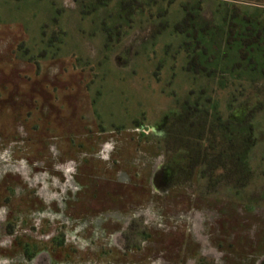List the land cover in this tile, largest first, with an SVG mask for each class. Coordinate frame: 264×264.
<instances>
[{
    "label": "rangeland",
    "instance_id": "1",
    "mask_svg": "<svg viewBox=\"0 0 264 264\" xmlns=\"http://www.w3.org/2000/svg\"><path fill=\"white\" fill-rule=\"evenodd\" d=\"M114 1L100 9L85 0L84 10L74 0H0V91L5 92L0 153L9 158L8 167L0 170V264H154L158 255L180 264L183 236L205 261L215 253L221 264L226 247L215 242L222 241L220 233H210L202 224L205 239L199 241L194 224L183 225L188 213L177 206L182 207L183 194H170V203L151 181L163 146L161 138L151 141L147 130H166L190 92L199 96L203 86L220 104L225 120L237 113L242 121L254 112L256 142L241 168L249 178H244L248 183L237 200L228 185L222 193L206 195L202 206L207 208L208 197L211 202L241 201L257 223L253 233L264 243L263 63L251 72L249 62H237L235 52L228 50L230 71H215L210 79L187 71L183 35L168 27L151 36L162 23L180 20L177 3L163 5L169 10L165 19L155 8L139 19L133 15L126 29L120 27L125 20ZM210 1L205 4L209 17L218 2L264 8V0ZM51 38L55 40L49 43ZM22 45L31 55L40 52L37 57L43 52L59 57L39 62L44 74L40 90L37 59L23 60ZM225 53L221 46L218 55ZM234 95L240 103L236 110L229 106ZM37 96L52 103L40 108L41 118L34 113L26 118L20 110L36 105ZM226 159L229 168L231 156ZM212 187L219 189L220 183ZM229 211L220 210L223 216L217 215L215 222L222 223L224 235L237 232L233 239L243 244L247 239L239 229L245 225L236 214L225 221ZM172 222L179 229L166 226ZM144 229L149 240L136 241L134 236ZM29 245L35 250L33 259ZM238 251L235 257L241 259Z\"/></svg>",
    "mask_w": 264,
    "mask_h": 264
},
{
    "label": "flooded vegetation",
    "instance_id": "2",
    "mask_svg": "<svg viewBox=\"0 0 264 264\" xmlns=\"http://www.w3.org/2000/svg\"><path fill=\"white\" fill-rule=\"evenodd\" d=\"M54 40L55 38H51L49 43H51V41H54ZM20 49H21V52L23 53V60H29V62H32L34 59H37L35 62V66L36 68H38V70L36 71L38 74H36L37 80L35 81L36 83H38L37 87L39 89L38 85L42 83L41 77L44 76L41 65H38L39 62L41 63L42 59H44V61L45 60H55L59 57L56 54L49 55L47 52H43L44 54L43 55L40 54L39 57L37 56L40 52L39 53L37 52V54L31 55V52L24 45H22ZM49 74L52 75V73H49ZM67 82L69 83V81ZM68 88L71 89V87H68ZM49 92L45 94L47 97L52 96V95H49ZM22 94L23 95L21 96L23 97L21 96L20 97L24 101L26 94L24 93ZM4 95H5V92L0 91V98H1L0 106L2 108H5V96ZM207 95L213 99L212 103H216V104L218 103L217 100H214L215 97L213 94L208 93ZM200 96L201 94H199V96H196L195 92L194 94H192V91H191L189 94V97L185 100V102H183L182 111L176 116V118H174V120L170 123L168 128L164 130L162 133L154 134L152 133V131L147 130V135H149V137L152 138L151 141H153V139L154 140L157 139V137L161 138L160 142L162 143V146H163L162 148L163 149V159L160 162H158L159 164L157 165V167L154 166V170L152 172V180H151L153 182L152 184L154 185V188H156L157 190L163 189V194L165 195V198L168 202L171 201L170 200L171 197L169 196H171L172 194H176V193L183 194L184 198H183L182 207L180 206V204H177V202H173L172 204L174 205L177 204L179 210L181 209V211L183 212L187 211L188 214L184 216L183 225H187L189 222H191V224H189V227H191L194 224L193 225V227L195 228L194 231H196L197 233L196 236L198 237L199 241L203 242L205 239L204 235H202L201 233V231H204L201 228L202 224H206V226L208 225L207 230H209L210 233L213 232L215 234L217 233L221 234V235L220 234H217V235L222 236L221 237L222 241H218L217 236H215L217 239L215 241L217 243V246L226 247L225 251L222 252L221 254L222 255L221 256L222 261H220L221 264H256L257 263L256 259L259 260L258 264H264V243L262 241V238L259 236V234L253 233L255 232L254 229L257 226L256 225L257 223L255 222V220L252 219L253 216L251 217L250 214L246 213L247 211H249L248 207L247 208L244 207V205L239 200L238 201H232V200L225 201V200H219L217 198H212L214 202H211L210 197H208L209 204L207 205V208H203L202 206L203 198H206L205 197L206 195H215V194H218L217 193L218 191L222 193L224 192V189H225L223 188V186L227 187L228 185L234 188L235 193L233 196L235 198L233 200H237V196L239 194L238 192L242 188H244L246 184L248 183L246 179L249 178V174H246V171L232 172L227 167H226L227 169L222 168V167L220 168L212 167L211 170L208 171L207 165L205 164L203 165V159L205 156L203 155L202 150H203V147H207V144L205 143L206 141H202L201 139H198V140L196 139V136L199 135L198 131H200V128H201L202 116L199 114L201 108L200 107L189 108L185 106L186 102H188L187 100H189V102L193 104H196V103L201 104L202 100ZM37 97H38L36 100L37 104L33 105L27 111L20 110L21 107L19 106L17 109L10 112V114H16V111L20 110L22 111V113L23 112L26 113L25 117L34 113L40 116L41 118V115L43 114L40 111V108L44 107L46 104L50 105L49 103H52V102H49L46 99L43 100L42 96H37ZM52 97L54 98V96ZM23 103L24 102H22L21 105H24ZM239 106L240 104L236 105L232 109L236 110L239 108ZM208 109L210 112L211 120H215L216 122L215 125L219 127L218 117H217V114H215L219 111V108L213 106ZM4 113H5V109L3 111V114ZM180 116L182 120H179ZM246 116L247 117L244 118L242 121L238 119L237 113L233 114L231 119L227 118L225 120L223 115H222V118L223 120L227 122L235 123L236 125H241L245 128L246 125H248L247 123L250 119V114ZM36 125H33L34 131H38V129H35ZM243 130L246 131L245 134L247 136L248 129L246 130L245 128ZM226 134H227V137L232 135L231 132H227ZM216 135H217V139L212 140V143H211L212 145H214V148H215L212 151V154H213L212 157L215 158L214 163L218 162L217 157L219 156L218 154L219 147H223L224 145L226 146L225 148H228V146L232 147V144L231 145L228 144L227 139H225L224 141L218 140L219 135L225 136V134H222V133L218 134L216 132ZM22 141L24 142L23 138H22ZM3 155L4 153H0V170L5 169V167L6 168L8 167V165H6L5 163L8 162L9 158L5 160V157ZM225 156L222 160L224 161L226 160L227 162V159H226L227 155ZM230 156L232 159V155ZM248 157H249V154L246 156V159ZM217 183H220V188L213 189L214 187L212 186L215 184L217 185ZM203 189L207 191V193H205ZM204 203H207V202H204ZM186 204H189V208L187 209L184 208ZM170 206L172 207V205ZM220 210H226V211L230 210L228 213H226L227 219L225 221L227 222H229V218L231 217V214H233V217L235 216V214L238 215V217H235L236 220L239 218L242 225H245L243 229H239L240 231H242V234L244 235H242L241 233L239 234L243 236V238L247 239V241L243 242V244H239L237 241H235L233 239V235L235 234L237 235V232L234 233V231L231 233H225V235L223 234L224 230L221 226L222 223L218 224L217 222H215V220L217 219V215H219L220 217L223 216ZM177 213L179 212L177 211ZM194 221H196V224L194 223ZM220 221L222 222L223 218ZM131 223H133V225L130 224L129 226H131L130 228L132 229L135 221H132ZM174 223L175 222H172L170 226L168 224L166 226L171 229H173L172 227L175 226L174 227L175 229L176 228L179 229L178 227L179 224L178 223L174 224ZM136 226L140 227V225L138 224ZM207 230L205 232H207ZM137 232L138 230H136V233ZM140 233L141 234L134 236L137 238L136 241L139 242L140 240V242H146L147 240H149L150 235L147 234V231L145 229L143 230V232L141 231ZM207 236L211 237L212 235H207ZM181 238H182V242H181L182 245H180L181 251L180 250L179 251L181 252L180 254H181V258L183 259V261L182 263L180 262V264H189V263L191 264H218V262L215 260V257H216L215 253H211L210 255H208L210 257L207 256L208 259H206L207 261H205V258L203 259V257L200 254H198V252H196V248H195L196 246L193 245V247H188L186 236H183ZM225 243H226V246H224ZM236 245L242 247L241 252L238 251V248L236 247ZM234 246L236 249L234 248ZM29 247L31 248V251H32L31 253H33L31 254L28 251L30 253V254L28 253L29 258L33 259L32 256L34 255L35 250H34V247L32 248V246L30 245ZM29 247L28 249H30ZM192 249H193V252H191ZM235 250H237L238 253L241 254V259L238 257H235V255H237V252H235ZM38 255L39 254H37L35 258ZM186 257L188 258V260ZM259 257H261L262 259ZM156 258H157L156 260H153L154 264H171L172 263L171 260L165 258V256L158 255ZM129 264H138V263L130 262Z\"/></svg>",
    "mask_w": 264,
    "mask_h": 264
},
{
    "label": "trees",
    "instance_id": "3",
    "mask_svg": "<svg viewBox=\"0 0 264 264\" xmlns=\"http://www.w3.org/2000/svg\"><path fill=\"white\" fill-rule=\"evenodd\" d=\"M80 9L85 10V0H74ZM94 5L97 8L103 9L109 6L110 1L114 0H93ZM220 1V0H219ZM260 1V0H259ZM210 0H115L116 7L120 13V18L125 20V24H121L120 27L131 28L133 22V15L136 18L143 17L146 9L155 8L156 14L159 18H167L169 10L164 7V4L172 5L178 4L177 11L181 15L179 21L172 22L169 26V22L162 23L159 28H155L152 31V37L159 34L165 28L171 27L173 34L183 35L182 47L186 54V69L192 71L195 74L198 72L203 73L206 77L211 78L215 71L218 73H226L230 70L226 65L228 50H232L236 54L237 62L247 61L249 62V71H255L257 66L263 63L262 72L264 76V8L255 7L254 10H246L237 4H229V2L215 4L214 10L210 12L211 17L205 12L206 6ZM206 4V6H205ZM83 11V10H82ZM84 12V11H83ZM154 15V14H153ZM152 14L150 15L153 18ZM138 25L143 27V21H138ZM127 33V32H126ZM221 46H223L226 53L224 55H218ZM217 49V50H216ZM223 50V49H222ZM221 50V51H222ZM249 50V51H248ZM216 52V55H215ZM259 59V60H258ZM256 61V62H255ZM231 69V66H230ZM222 87H226L222 84ZM208 90L203 86L201 88V100L202 103H190L189 100L185 106L189 108L200 107V115L202 116L201 128L199 135L196 139L206 141L207 147H203V165H207V170L210 171L212 167L226 168V160H222L225 155H232V159L229 162V170L236 172L241 171L242 166L246 160V156L250 153L254 147L255 138V126L253 123L254 112L251 111L246 136L245 129L241 125L227 122L223 120L222 115L218 111V126L215 125V120L210 118V107L219 108V103H212V98L208 96ZM194 94V91H192ZM237 97L234 95L230 101L229 106L231 108L239 105ZM183 118V117H182ZM181 119V116L179 117ZM233 128H232V127ZM222 133L225 136H218V140H228V144L232 147L225 148L219 147L217 157L218 162H215V158L212 157V151L215 149L212 145V140L217 139V135ZM227 132H231L232 135L227 137ZM228 150V151H227ZM227 153V154H226ZM226 157V156H225ZM193 165V164H192ZM216 165V166H215Z\"/></svg>",
    "mask_w": 264,
    "mask_h": 264
}]
</instances>
